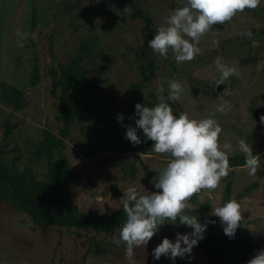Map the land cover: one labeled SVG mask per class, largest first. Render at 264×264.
<instances>
[{"label":"rangeland","instance_id":"obj_1","mask_svg":"<svg viewBox=\"0 0 264 264\" xmlns=\"http://www.w3.org/2000/svg\"><path fill=\"white\" fill-rule=\"evenodd\" d=\"M148 12L157 29L165 25L176 8L187 0H0V162L11 171L32 169L43 179L46 165L34 154L43 129L58 133L62 125L59 113L60 91L53 72L88 44L84 62L86 80L71 96L80 103L95 100L90 112L82 113L72 124L62 153L74 174L70 195L79 211L108 214L122 207L123 190L135 186L143 194L156 192L143 174L141 164L152 171L166 166L171 157L156 154L144 141L133 145L126 139L128 126L135 127V101L127 94L132 83L142 84V105L159 103L158 89L168 93L170 80L184 84L186 91L174 102L192 119L213 118L223 131L220 144L230 143L229 156L245 154L238 142L244 139L258 156L255 176L246 165L229 167L215 190H202L190 202L193 214L216 221L208 231L223 229L211 208L229 200L241 205L242 220L238 235H256L264 239V122L251 113L253 106L264 105V4L245 9L231 21L213 25V31L201 37V53L189 62L177 63L171 51L164 59L148 46L143 24L131 18L130 4ZM35 27L32 28V20ZM28 34L19 47L16 31ZM36 33V38L31 37ZM248 33L252 35L249 36ZM145 56V58H144ZM237 69L223 84L216 59ZM254 62L242 63L244 59ZM39 67V83L30 86L34 60ZM151 66L144 77L140 67ZM2 84L23 91V106L13 109L2 101ZM227 102L231 109L218 111ZM123 114L124 120L117 121ZM13 126L5 139V125ZM230 183L228 198L225 188ZM120 193L111 198V185ZM0 264H173L161 257L155 261L153 249L167 237L186 232L175 224H165L147 246L125 257V246L115 243L122 223L111 234L89 228L67 229L36 227L30 218L12 205L10 195L0 187ZM175 264H209L204 254L193 248L190 256L177 257Z\"/></svg>","mask_w":264,"mask_h":264},{"label":"clouds","instance_id":"obj_2","mask_svg":"<svg viewBox=\"0 0 264 264\" xmlns=\"http://www.w3.org/2000/svg\"><path fill=\"white\" fill-rule=\"evenodd\" d=\"M262 4L264 0H187L186 6L176 8L166 18L165 25L157 29L148 46L164 59L169 58L171 51L177 63L192 61L201 53L198 46L201 37L213 31V25H223L237 13L256 9ZM27 35L17 29L19 47L24 46ZM30 35L36 38V33ZM215 63L221 73L218 84H223L237 74L235 67L221 63L219 57ZM168 85L166 96L163 87L157 90L160 95L156 106L135 104V116L138 118L135 127L128 126L126 131V139L134 146L144 142L138 135L139 129L145 140L154 142L151 148L154 153L171 157L150 181L159 191L141 194L135 186L123 190L119 204L127 218L120 229L119 238L114 242L125 246V257L129 260L135 257L136 249L147 246L169 221L170 224H177L178 221V224L192 231L176 233L175 241L165 237L153 249V259L159 261L163 256L175 264L177 257L183 259L190 256L193 248L204 239L209 224L216 223L210 218L200 222L192 212L190 200L202 190L217 189L222 178L229 174L228 153L232 145L220 144L219 137L223 131L220 124L213 118L197 120L190 118L187 113L174 115L169 101H179L186 88L177 80H170ZM230 109L231 105L225 102L217 110L225 112ZM260 119L264 122V115ZM123 120V114L117 116L118 122ZM238 148L245 154L248 174L255 176L260 159L253 155L252 147L244 139L239 140ZM211 209V215L219 218L224 233L234 238L242 220L240 203L229 200ZM247 264H264V249L258 250Z\"/></svg>","mask_w":264,"mask_h":264},{"label":"trees","instance_id":"obj_3","mask_svg":"<svg viewBox=\"0 0 264 264\" xmlns=\"http://www.w3.org/2000/svg\"><path fill=\"white\" fill-rule=\"evenodd\" d=\"M131 18L139 20L143 24L144 33L149 42L156 34L154 23L148 12L138 7L135 3L130 4ZM32 28L35 27V19L32 20ZM88 44L81 45L77 54L65 64H59L53 72L56 78L55 87L60 91L59 113L61 129L58 133L50 129H43L41 139L36 145L34 154L45 161L46 171L43 179H38L32 169L22 172L11 171L0 162V187L4 189L12 199V205L19 211L25 213L32 223L40 228L48 227L80 229L89 228L104 234H111L122 223L126 221V214L122 207L108 214H87L79 211L73 203L70 195V185L74 174L70 170L69 163L62 153L64 142L68 138L72 124L80 117L82 110L84 113L90 112L95 100L86 98L81 103L71 96V92L81 87L86 80V69L84 62L88 55ZM145 58V56H144ZM252 59H244L242 63L254 62ZM151 69V66H141L140 73L144 77ZM39 67L37 59L34 60L30 86L39 83ZM143 85L132 83L127 94L135 101L141 103ZM2 101L13 109H20L23 106L24 93L14 87L2 84ZM165 96L167 92L163 93ZM173 113L179 116L183 110L174 102L169 101ZM251 113L254 116L264 115L263 106H253ZM5 139L10 136L13 126L9 123L5 125ZM153 143L151 140L145 142L149 148ZM230 167L245 165V157L241 155L229 156ZM143 174L149 183L156 173L147 165L141 164ZM154 188V185L150 183ZM156 191H159L155 189ZM230 183L225 188V197L228 198ZM198 193L194 195L190 202H194ZM0 197L3 194L0 192ZM120 193L115 184L111 185V198L118 199ZM200 222L204 219L198 217ZM186 233L192 231L191 228L175 224ZM204 254L209 264H247L258 250L264 249V239L256 235H238L229 238L222 230L212 232L206 231L204 239L194 247Z\"/></svg>","mask_w":264,"mask_h":264}]
</instances>
